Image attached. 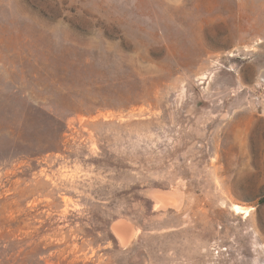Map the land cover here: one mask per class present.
Instances as JSON below:
<instances>
[{
    "label": "rangeland",
    "instance_id": "374dc122",
    "mask_svg": "<svg viewBox=\"0 0 264 264\" xmlns=\"http://www.w3.org/2000/svg\"><path fill=\"white\" fill-rule=\"evenodd\" d=\"M0 264H264V0H0Z\"/></svg>",
    "mask_w": 264,
    "mask_h": 264
},
{
    "label": "bare ground",
    "instance_id": "6f19581e",
    "mask_svg": "<svg viewBox=\"0 0 264 264\" xmlns=\"http://www.w3.org/2000/svg\"><path fill=\"white\" fill-rule=\"evenodd\" d=\"M160 199V198H159ZM234 210L236 211V212H238V213H242V209L240 208V207H238V206H234ZM245 212H246V210H245ZM244 212V213H245Z\"/></svg>",
    "mask_w": 264,
    "mask_h": 264
}]
</instances>
